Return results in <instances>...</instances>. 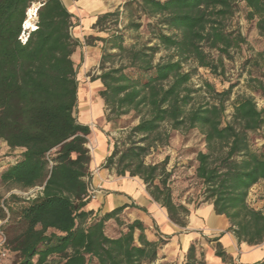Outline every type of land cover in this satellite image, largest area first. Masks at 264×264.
Here are the masks:
<instances>
[{
    "label": "trees",
    "instance_id": "trees-1",
    "mask_svg": "<svg viewBox=\"0 0 264 264\" xmlns=\"http://www.w3.org/2000/svg\"><path fill=\"white\" fill-rule=\"evenodd\" d=\"M240 1L264 35V0H126L122 7L129 13V27L139 30L143 23L135 16L145 17L154 44L128 45L119 29L107 37L88 36L86 44L103 42L102 72L92 80L102 82L107 119L116 121L132 111L140 118L128 142L122 148L115 143L103 166L141 178L170 219L186 226L190 208L174 199L167 159L147 163L145 158L153 146L167 143L171 130L198 128L206 142V151L196 157L203 201H212L216 213L228 217L239 243L257 245L264 242V211L250 205L248 196L264 180V152L253 146L250 133H264V107L252 96H240L229 120L231 89L218 92L208 81L205 91L216 101L194 103L198 89L190 86L192 72L183 67L193 59L218 72L222 60L205 48L229 53L245 41L241 33L226 29ZM34 2H41L37 28L23 41ZM121 13L118 7L101 14L93 27L118 22ZM75 25L63 0H0V138L10 148L23 149L2 170L0 182L24 191L43 187L29 197L0 195L1 229L16 257L11 264L152 263L171 236L150 240L142 221H125L126 205L102 215L85 209L92 200V128L77 115L79 71L72 56L82 41L73 35ZM162 48L174 53L155 61ZM111 219L125 227L116 236L106 232ZM208 240L215 243L217 256L235 264L218 237ZM182 264L209 263L192 243ZM252 264H264V258Z\"/></svg>",
    "mask_w": 264,
    "mask_h": 264
},
{
    "label": "rangeland",
    "instance_id": "rangeland-1",
    "mask_svg": "<svg viewBox=\"0 0 264 264\" xmlns=\"http://www.w3.org/2000/svg\"><path fill=\"white\" fill-rule=\"evenodd\" d=\"M238 3L239 4L234 15L226 20V29L230 33H241L245 37V41L237 47H231L229 49V53H221L219 50L210 49L209 47L205 48L206 51H210L212 57L216 60H222L223 66L218 70V72H214L212 69L207 67L199 66L193 59L183 63L184 70L192 72V78L189 83L190 86L198 89V91L194 93V103L199 104L207 101H216V99L209 92L205 91V81L213 84L218 92H222L229 88L231 89L229 99L226 102V113L229 120L231 119L234 111L233 102L240 96H252L256 100L259 108L264 107V54H262L264 52V35L257 27V20L248 19L249 9L245 3L242 1ZM121 10L122 13L118 22H115L114 20L108 21L101 30L92 27L91 34L85 36L82 40L85 45H89L86 44V38L88 36L107 37L117 29L121 30V32L125 35V43L128 45L133 44L140 46L143 43H148L149 45L154 44L155 40H151L152 34L147 26L148 20L145 17L138 18V15L135 16V19L142 22L143 26L139 30H134L129 27V13L124 11L123 7H121ZM102 45L103 42L100 39L93 40L92 46H95V48H92H99L100 55H97V62L91 64V66H88L86 69V81H79V87L81 86V91L79 93L86 99L88 98L90 90L86 87L85 91H83V84H89L90 82L98 83L99 81H94L92 78L102 72L100 68L103 54ZM173 53V50L162 48L156 54L155 61L167 60ZM87 55L88 53L86 51L82 53L83 58L84 56L87 57ZM175 58L177 57L175 56ZM84 63L85 61L83 60L82 63H79V65L77 64L79 72L84 68ZM118 63L119 62H115V64ZM107 65H110V62H108ZM102 88L103 85L101 84L94 91V98L97 100L102 98L100 96V90ZM78 103L77 115L79 120L82 121L80 119V106L82 103L80 96ZM139 119V116H136L135 112L132 111L129 114L123 115L116 121L108 120L107 110L103 100L102 112L97 122L94 124L89 123L92 128V132L88 138L92 137L94 132H103L109 141L111 151L113 150L115 143L122 148L128 142V136L131 128L139 122ZM250 138L253 146L264 152L263 130L250 133ZM88 144H90V140ZM200 150L206 151V142L203 134L198 128H192L190 130H171L167 143L153 146L150 153L145 158L147 163H160L167 159V172H170L171 174L168 178V183L173 189L174 199L177 202L187 204L189 207L198 206L202 202H205L203 201L204 195L202 192V182L196 176V167L198 165L196 157L198 151ZM18 154L19 152H14V150H12L7 143L0 138V173L7 167L8 164L15 160L14 157ZM110 170L117 173L115 169ZM123 176L130 175L127 173ZM144 185L146 186L145 183ZM32 189H36V187ZM32 189L24 191L18 188H11L0 182V195L4 198L8 197L11 193H16L24 197L33 196L31 193ZM259 191V194L252 193L251 195L250 189L248 201L253 207L264 211V184ZM125 221L127 222L126 219ZM2 222L4 223V220H2ZM124 228V225H119L111 219L107 222L106 232L110 236H116ZM208 237L209 236H205L200 242L197 241L196 243L198 253L202 251L204 257H206L204 249H208L210 246L214 247L215 245L214 242L208 240ZM187 251H184L181 247L177 250V254L172 260H156L148 264H182ZM15 258V255L12 253L6 264L13 263ZM234 263L241 264L240 262Z\"/></svg>",
    "mask_w": 264,
    "mask_h": 264
},
{
    "label": "crops",
    "instance_id": "crops-1",
    "mask_svg": "<svg viewBox=\"0 0 264 264\" xmlns=\"http://www.w3.org/2000/svg\"><path fill=\"white\" fill-rule=\"evenodd\" d=\"M63 1L75 15L76 25L72 30L73 35L82 41L85 36L91 34L92 27L101 14L118 7L121 8L126 0ZM92 47L95 48L92 45H85L82 41V45L76 48L72 56L75 63L77 62L76 65L82 63L83 60L85 61L84 68L78 72L79 81H86V69L91 64L96 63L97 55H100V49ZM84 51L88 55L83 58L82 53ZM94 81L99 82L83 84V91L86 87L90 90L87 99L79 93L82 101L80 119L88 124L96 123L102 112L103 99L97 100L94 98V91L102 82L100 79ZM80 91L81 86L79 87ZM89 103H91L90 105L94 110L92 115L89 114L87 109ZM92 135V137H89L90 144H88V147L92 150L90 187L92 190H97L98 194L87 204L86 210H92L94 214L102 215L116 207L126 205L123 212L125 219L128 222L137 219L142 221L150 240H159L171 236L168 242L160 247L157 260H172L181 247L184 251H187L192 243L200 242L205 236L218 237L225 251L232 256L234 262L252 264L264 258V242L257 245H250L247 242L239 243L235 234L230 230V220L226 215L216 213L212 201H205L198 206L189 207L190 214L187 216L186 226H181L172 221L166 208L152 198L141 178L118 175L103 166L106 157L111 153L109 141L103 132H94ZM11 149L16 153L19 152L14 157L15 160L11 162L14 163L23 149ZM263 184L264 180L256 183L251 188V195L252 193L259 194ZM2 223V220H0V227ZM204 250L205 258L209 264H227L215 254L214 247L210 246Z\"/></svg>",
    "mask_w": 264,
    "mask_h": 264
},
{
    "label": "built area",
    "instance_id": "built-area-1",
    "mask_svg": "<svg viewBox=\"0 0 264 264\" xmlns=\"http://www.w3.org/2000/svg\"><path fill=\"white\" fill-rule=\"evenodd\" d=\"M32 5L35 6V9H36V11L34 13L33 25L30 27H26L24 24V31L21 35V38L23 41L27 40V38L30 34V31L37 28V22H38L37 9L41 5V2H34ZM42 188L43 187H41V186H37L36 189H32L31 193L33 195H35ZM97 194H98L97 190H95V189L90 190L91 199L95 198L97 196ZM7 242H8L7 235L0 227V264H6L7 260L10 258L11 254H12V252L7 247Z\"/></svg>",
    "mask_w": 264,
    "mask_h": 264
},
{
    "label": "bare ground",
    "instance_id": "bare-ground-1",
    "mask_svg": "<svg viewBox=\"0 0 264 264\" xmlns=\"http://www.w3.org/2000/svg\"><path fill=\"white\" fill-rule=\"evenodd\" d=\"M36 9H35V6H32L29 8L28 10V17H27V20H26V23H25V26L26 27H30L33 25V19H34V13H35ZM91 103H89L87 109L89 111V114H93L94 113V110H93V107L92 105H90ZM94 106V105H93Z\"/></svg>",
    "mask_w": 264,
    "mask_h": 264
},
{
    "label": "water",
    "instance_id": "water-1",
    "mask_svg": "<svg viewBox=\"0 0 264 264\" xmlns=\"http://www.w3.org/2000/svg\"><path fill=\"white\" fill-rule=\"evenodd\" d=\"M40 6H41V5H40ZM40 6H39V7H40ZM39 7H38V9H39ZM38 9H37V11H38ZM25 23H26V22H25Z\"/></svg>",
    "mask_w": 264,
    "mask_h": 264
}]
</instances>
